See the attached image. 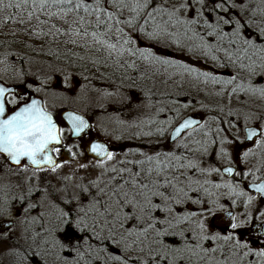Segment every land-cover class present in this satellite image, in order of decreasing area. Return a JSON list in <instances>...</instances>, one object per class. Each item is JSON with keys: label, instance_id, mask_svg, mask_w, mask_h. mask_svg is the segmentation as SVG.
<instances>
[{"label": "trees", "instance_id": "trees-1", "mask_svg": "<svg viewBox=\"0 0 264 264\" xmlns=\"http://www.w3.org/2000/svg\"><path fill=\"white\" fill-rule=\"evenodd\" d=\"M112 1L110 5L115 9L124 6L128 20L136 16L130 20V26L127 20L118 22L107 12L105 0H0V62L51 64L78 73L85 82L98 86L137 87L128 84L133 70L123 55L134 56L137 47L126 33L131 30L149 32L147 16L152 6L140 10L139 0ZM136 8L140 10L139 16L134 14ZM241 39L237 43L251 49L236 52L232 63L236 66L235 72H243L244 79L250 82L255 71L253 67L263 63L264 37ZM116 43L124 48H115ZM207 83L205 81L206 86L215 85ZM147 85L150 86L142 82L140 87ZM261 98L264 99L263 89ZM167 115L155 119V125L160 124L162 132L152 136L154 142L126 143L129 153L116 163L117 174L98 184L97 189L91 188L97 194L90 206L94 210L89 209L86 218L77 219L73 225L77 215H70L66 222L63 220L62 234L59 228H54V241L41 236L29 240L14 253L16 259L37 262L33 264H258L247 255L243 243L234 237L220 230L208 231L206 235L198 229L212 227L208 215L221 209L226 200L220 192L209 189L205 172L198 169L203 159L210 164L216 162L211 159V153L218 141L225 140L220 138L211 145L210 139L205 137L209 132L205 127L230 124L223 115L210 116L206 126L188 133L183 147L177 148L168 143L165 134L179 116L172 115L168 119ZM54 116L63 128L59 116ZM65 140L63 132L62 141ZM169 172L173 174L172 180L167 176ZM176 177L180 178L179 183L175 182ZM153 181L161 186L156 188ZM181 185L184 203L179 206L159 204V196L153 194L167 190L160 199L168 196L170 199L178 195L176 191ZM26 204V201L13 199L8 207L2 200L0 215L21 210ZM136 206L141 216H133ZM128 209L130 214H127ZM123 213L127 214L124 220H131L129 223L120 219ZM131 218H135L136 223ZM113 245L118 247V259L112 257Z\"/></svg>", "mask_w": 264, "mask_h": 264}, {"label": "rangeland", "instance_id": "rangeland-1", "mask_svg": "<svg viewBox=\"0 0 264 264\" xmlns=\"http://www.w3.org/2000/svg\"><path fill=\"white\" fill-rule=\"evenodd\" d=\"M105 1L107 12H110L118 22L123 23L127 20L128 25H131L132 21L130 20L136 16L128 20V13H126L124 6L120 5L115 9L110 5L112 0ZM139 2L140 10L145 9L148 5L152 6L147 16L150 21L149 32L128 31L126 35L130 41L137 48H148L151 52H154L155 48H160V51L167 52L172 56L177 55L185 58L186 55L180 46V30L176 32L173 29H171L172 31L169 30V28H159L158 31H155L154 27L155 19H157L154 17V13H159V18L181 22L184 2L182 0H139ZM157 3L160 5L157 6ZM207 3L208 0L205 1V4ZM215 5L226 13L231 12L230 0H219V3L217 0ZM242 6L243 9H246L249 18L243 19L245 23L241 33L246 30L251 32L256 39L264 37L263 21L254 18L256 16L254 9L262 8V3L257 6L254 2L247 1ZM140 10L136 8L138 14H134L139 16ZM240 11L241 7L238 9V12ZM250 18H252V22L249 20ZM164 30H168V37L163 36L160 41L155 40L154 37ZM115 48L124 47L116 43ZM211 67L214 69L213 65ZM253 68L255 71L250 82L240 81L236 78L230 82L221 81L211 86L201 83L206 86V88L203 86L204 91L200 90V88L203 89L202 86L196 89L195 83L190 82L187 86L186 95L182 93V88L185 90V86L178 81L170 83L167 93H165L164 88L155 90L153 85H147L140 90L129 89L123 85L106 84L98 86L96 83L85 82L84 77L78 73L51 64L22 65L16 62H0V79L16 86L19 90L18 96L10 97L11 104L15 102L14 100L26 99L28 93H31L42 99L45 110L53 112L57 116L63 110L70 109L86 117L89 116L91 120L89 134L78 140L69 139L68 131L65 132V128L61 129L62 132H65L66 140L60 148L54 150L58 163L52 169L39 171L18 168L13 170L0 159V196L4 197L0 200L4 201L9 195L12 200L17 202H27L21 210L14 209L10 213H6V216H3L4 213L0 215V227L2 221L11 219L14 222V226L10 230L3 232L0 228V264L37 263L36 261L29 263L21 259L17 260L14 253L20 246H24L23 243L26 245L29 240L34 241L38 236L54 241V228H59L62 234L64 232L62 229L63 220L66 222L72 214L73 216L77 215L73 219V225L77 219L86 218L85 214H89V209L94 210L90 206L94 203L97 194L94 191L98 184H103L104 180L112 174H117V171L114 170L116 163L121 162L128 155L129 149L126 148V143L140 141V144H149L154 142L152 136L156 135L157 132H162L160 130L162 126L160 128V124L155 125L157 117L168 114V119L172 115H177L181 119L185 115L199 114L203 116L202 126H206L210 122V116L223 115L228 122L227 124L232 122L233 125H236L235 131L248 125L264 124V99L261 98V89L264 90V63H259L256 68ZM163 95H166L165 98L167 99ZM169 131L170 129L165 134L167 140ZM187 136L186 133L175 141L173 146L183 147ZM92 138L102 139L111 146L112 154L106 160H102V162L91 160L82 150ZM228 147V144H225L224 150L227 155L229 153ZM246 153L244 152L243 155L246 156ZM215 161L217 163L213 161L214 163L210 164L207 159H203L198 163L200 172L206 174L204 175L208 181L206 184L209 185L211 191H217L216 186H213V181L216 178L211 174L219 172L221 168L227 165L221 159L219 161L218 157ZM245 167L247 166L245 165ZM172 175L171 172L167 174L171 180ZM158 176L162 177L160 174ZM176 178L175 182L179 183L180 178ZM152 183L156 188L161 186L160 183L154 181ZM91 188L95 189L92 190ZM182 188L183 185L178 189L179 191L175 190L178 195H172L170 199H167L169 196L160 199V196L166 195L167 190L153 194L156 197L159 196L158 199L161 201L159 204L163 203L167 206L169 204L171 207L179 206L184 203L181 201L183 199ZM133 209H135L133 216L142 215L140 208L136 206ZM17 211L20 213L19 216H16ZM229 212L228 209L216 211L215 215L209 217V223L212 224L213 228L210 226L209 228L198 229L206 235L209 232L212 233L213 230H220L221 233L234 237L245 246L247 240L245 236L248 229L241 226L242 220L236 221L234 218L232 220L227 217ZM130 213L131 211L128 209L127 214ZM127 214H121L120 219L123 221ZM147 216L148 214H146ZM138 218L140 219V217L136 219ZM131 219L135 222V218ZM129 221L131 220L125 219L123 222L129 223ZM256 247H259L257 249H259V254L264 261L263 248L261 245ZM112 250L117 252H112V257L118 259V247L113 245ZM115 261L118 262V260Z\"/></svg>", "mask_w": 264, "mask_h": 264}, {"label": "flooded vegetation", "instance_id": "flooded-vegetation-1", "mask_svg": "<svg viewBox=\"0 0 264 264\" xmlns=\"http://www.w3.org/2000/svg\"><path fill=\"white\" fill-rule=\"evenodd\" d=\"M182 1L184 6L182 7L183 18L181 22L178 20L171 21L173 19L168 18L160 19L155 21L154 27L155 31H158L159 28H169V30L173 29L176 32L180 30V46L186 55L185 58L177 55L172 56L167 52L160 51V48H155V53L149 51L148 48H137L134 56L123 55V58H128L126 63L130 64L133 70L130 78H128V83L136 84V86L142 82L152 83L155 90L164 88L165 93H167L170 83L178 81L185 86V90L182 88V93L186 94L190 82L199 87L202 85L201 83L205 84V81L208 82L207 84H216L221 81L230 82L236 78L240 81H246L243 78V72H235L237 69L232 63L236 59V52L251 49L237 43L242 40L240 36L247 40H251L254 36L246 30L241 33L245 23L243 19L249 18L242 5H245L247 1L254 2L257 6L262 3V8L254 9V6L252 8L255 10V20L263 21L262 28L264 31V0H230L231 12L229 13L215 5L217 0H208L207 4H205L206 0ZM240 7L241 11L238 12ZM158 15L159 13H155V17L159 18ZM251 19L249 20L252 22ZM171 34L173 33L171 32ZM163 36L168 37V30L160 32L154 39L160 41ZM261 50L264 53V48ZM210 65H213L215 70ZM238 74L240 75L238 76ZM134 88L139 90L138 87ZM200 90L203 89L200 88ZM18 91L14 97L18 96ZM163 97L165 98L166 95ZM14 101V104H18L25 100L17 99ZM195 115L199 116V114ZM246 127H254L256 129L254 131H257V134L250 141H246L243 132ZM205 128L209 129L205 137L210 139L211 145L220 138L225 139L217 142L218 146L210 156L214 160H217L218 157L219 161L221 159L227 164L225 166L229 167L227 172L223 173L221 168L214 175L216 179L213 181V186H216V190L226 199L221 209L230 211L227 214L230 219L242 220L241 226L248 229L244 246L248 251L247 255H250L258 264H264L259 249H257L259 247H256L261 245L264 250V195L255 193L249 188L251 184L257 185L264 181V124L248 125L237 131H235L236 125L233 124L208 125ZM225 131L229 134L223 133ZM225 144L229 146L228 155L224 150ZM244 152H247L246 156L243 155ZM4 201L7 206H10L12 197L8 195ZM221 209L213 210L211 216ZM19 215L20 213L17 211L16 216ZM211 216L208 215L207 218H211Z\"/></svg>", "mask_w": 264, "mask_h": 264}, {"label": "water", "instance_id": "water-1", "mask_svg": "<svg viewBox=\"0 0 264 264\" xmlns=\"http://www.w3.org/2000/svg\"><path fill=\"white\" fill-rule=\"evenodd\" d=\"M15 91L14 87L0 81V156L14 168L52 169L58 162L51 151L62 144L60 128L52 115L44 110L41 98L36 95L29 94L26 101L11 107L6 100ZM60 118L72 139L80 138L90 128L89 121L72 110H63ZM200 122L201 119L196 115L182 118L168 134L169 143L200 125ZM255 134L257 131L253 128H246V141L252 140ZM108 148L102 140L94 139L83 150L92 160L102 161L110 155ZM249 188L264 195V181L257 185L251 184ZM1 225V231H5L12 226V222L4 221ZM112 252L117 253L115 250Z\"/></svg>", "mask_w": 264, "mask_h": 264}]
</instances>
